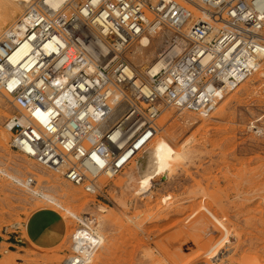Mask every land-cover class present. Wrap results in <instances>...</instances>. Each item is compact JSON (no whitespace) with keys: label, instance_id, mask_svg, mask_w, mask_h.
Listing matches in <instances>:
<instances>
[{"label":"built area","instance_id":"1","mask_svg":"<svg viewBox=\"0 0 264 264\" xmlns=\"http://www.w3.org/2000/svg\"><path fill=\"white\" fill-rule=\"evenodd\" d=\"M157 34L163 66L146 77L124 53ZM262 61L264 0H35L0 37L9 149L96 196L143 154L161 108L209 116Z\"/></svg>","mask_w":264,"mask_h":264},{"label":"rangeland","instance_id":"2","mask_svg":"<svg viewBox=\"0 0 264 264\" xmlns=\"http://www.w3.org/2000/svg\"><path fill=\"white\" fill-rule=\"evenodd\" d=\"M2 1L0 35L26 10L11 16L16 3ZM165 34L144 35L124 53L139 74L155 59L144 56L160 50ZM142 41L144 56L136 52ZM11 112L0 95V264L68 261L82 227L78 220L89 219L97 229L80 222L101 244L88 264H264V61L206 118L161 108L154 139L162 138L179 158L169 175L141 193L134 163L100 182L91 196L11 151L4 130ZM1 174L31 178L32 194ZM42 212L50 220L60 216L65 226L52 248L34 246L25 236L30 218Z\"/></svg>","mask_w":264,"mask_h":264},{"label":"bare ground","instance_id":"3","mask_svg":"<svg viewBox=\"0 0 264 264\" xmlns=\"http://www.w3.org/2000/svg\"><path fill=\"white\" fill-rule=\"evenodd\" d=\"M13 1L16 3L17 7L16 6H14L15 8L13 7L14 9L11 13V16L19 10V7H25L27 10L31 6V4H33L35 0H33L32 3L30 2V0H13ZM43 1L46 4H48L50 7H52L53 9L60 10V9H63L64 4L69 2L70 0H43ZM75 4L74 2H72L71 6L73 7ZM3 7H4L3 1L0 0V10ZM1 22L3 21L1 20ZM15 22L13 24H15ZM141 37H146V36H141ZM140 38H138L137 41ZM165 41L164 43H162L160 50L156 54H154V52H150V54H148L146 57L143 55V53H141V49L145 41H142V43L137 44L138 49H136V52H138L141 56H144L145 59H147L149 56L154 57L155 55L154 61H152L147 67L145 66L142 67L141 69L143 71L142 75L146 77L153 76L154 74L158 73L159 70L162 68L163 64L159 62V60L157 59V56H158V53H160L166 47ZM147 46L148 45H144V49L148 48ZM172 53L177 54L178 49H175L174 51H172ZM22 54H23V50L21 48L15 52V54L13 55V58H19ZM200 117L206 118L208 116H200ZM154 138L150 142V144L147 146L143 154L139 157L137 162H135V165H134L135 166L134 169H136V174L138 178V187H137L136 193H141L144 190L148 191L150 183L156 177L163 176V175L164 176L169 175V173H171V171L175 169L173 167H175L174 165H176L178 158H179V154L174 152L162 138H158V139H154ZM32 189H33V181L28 187H25L24 190H26V192H28L29 194H32ZM80 221L83 223H87V225L92 229H97V227L95 226L96 225L95 222H93L90 219L83 220V221L78 220V222L82 225V227H80L78 231L76 232V234L74 235L72 250L78 253L81 252L82 254H85L86 256H87L86 252H89V250H91V253L89 252V257L83 258L81 261H80L79 256H71L69 257L68 261L65 260L62 264H77V263L88 264V262H91L92 259L94 258L95 252L97 251L98 247L101 244L97 236H94L92 232L89 230V228L86 227L84 224H82ZM81 230L84 231L86 234L83 233L81 236H78L77 233ZM84 250L86 252H84Z\"/></svg>","mask_w":264,"mask_h":264},{"label":"crops","instance_id":"4","mask_svg":"<svg viewBox=\"0 0 264 264\" xmlns=\"http://www.w3.org/2000/svg\"><path fill=\"white\" fill-rule=\"evenodd\" d=\"M49 215L43 212L37 213L33 218H30L27 224L25 236L34 246L52 248L59 244L61 236L65 235V226L62 218L54 214L55 216L53 217H56V220L53 218L50 220ZM53 230L56 231L55 235L51 234Z\"/></svg>","mask_w":264,"mask_h":264}]
</instances>
